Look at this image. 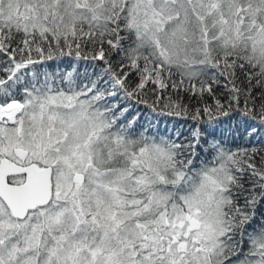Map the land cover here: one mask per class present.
<instances>
[{"label":"snow or ice","instance_id":"snow-or-ice-1","mask_svg":"<svg viewBox=\"0 0 264 264\" xmlns=\"http://www.w3.org/2000/svg\"><path fill=\"white\" fill-rule=\"evenodd\" d=\"M0 264H264V0H0Z\"/></svg>","mask_w":264,"mask_h":264}]
</instances>
